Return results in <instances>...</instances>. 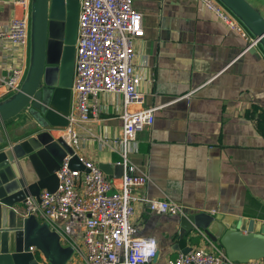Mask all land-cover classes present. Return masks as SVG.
<instances>
[{"label": "crops", "instance_id": "obj_1", "mask_svg": "<svg viewBox=\"0 0 264 264\" xmlns=\"http://www.w3.org/2000/svg\"><path fill=\"white\" fill-rule=\"evenodd\" d=\"M248 1L264 16V0ZM134 5L145 27L135 41L139 89L144 105L157 107L154 124L138 133L130 154L149 176L139 194L183 203L188 213L264 220V48L249 46L197 0H134ZM20 13L12 0H0V30ZM30 47L31 42L29 56ZM15 57L13 45L0 40V87ZM100 98L99 120L76 126L81 137L76 152L111 165L112 173H105L118 180L120 156L103 140L122 131L123 98L115 92ZM177 216L135 202L131 222L138 234L158 240L154 264L178 256L176 245L209 246L199 230L181 228Z\"/></svg>", "mask_w": 264, "mask_h": 264}, {"label": "built area", "instance_id": "obj_2", "mask_svg": "<svg viewBox=\"0 0 264 264\" xmlns=\"http://www.w3.org/2000/svg\"><path fill=\"white\" fill-rule=\"evenodd\" d=\"M12 1L21 13L11 19L6 29L0 30V40L13 45L16 57L9 74L1 77L0 98L20 89L29 65L32 0ZM79 1L69 125L52 128L51 132H57L55 138L62 137L76 151L81 141L76 126L99 120L101 94H121L122 131L113 139L103 140V144L119 154L117 164L123 167V173L118 180H111L98 163L80 155L88 171L73 169L72 156L67 155L57 171V190L45 189L39 197L28 196L15 210L24 217L35 215L47 222L60 235L62 244L73 248L70 264H154L158 240L138 234L131 222L135 202L144 200L154 213L178 216L188 214L189 207L172 199L141 196L139 189L146 185L149 176L130 158L137 149L138 133L154 124L157 109L144 105L145 94L139 89L142 78L135 66V41L145 33L144 16L135 7L134 0ZM197 1L249 46L259 45V39L219 0ZM112 190L115 192L111 193ZM199 234L208 239V247L199 246L188 253L168 257L165 264H264V258L247 263L227 261L220 244L200 230ZM30 250L37 257L36 248L32 246ZM38 260L41 264H50L45 257L43 261Z\"/></svg>", "mask_w": 264, "mask_h": 264}, {"label": "water", "instance_id": "obj_3", "mask_svg": "<svg viewBox=\"0 0 264 264\" xmlns=\"http://www.w3.org/2000/svg\"><path fill=\"white\" fill-rule=\"evenodd\" d=\"M219 1L264 48V16L248 0ZM79 7V0H32L28 70L20 89L0 99V264H41L32 246L50 264H68L73 255L47 222L15 208L28 196L57 190V171L67 155L73 169L88 171L75 149L51 132L69 125ZM100 167L112 173L111 165ZM176 221L220 244L227 261L264 258L263 219L198 211ZM176 248L188 253L193 247Z\"/></svg>", "mask_w": 264, "mask_h": 264}, {"label": "rangeland", "instance_id": "obj_4", "mask_svg": "<svg viewBox=\"0 0 264 264\" xmlns=\"http://www.w3.org/2000/svg\"><path fill=\"white\" fill-rule=\"evenodd\" d=\"M31 37H32V32H31ZM31 59H32V55H31ZM31 62H32V60H31ZM37 256H38V258L40 259V260H44V257H43V255H41V252H39L38 251V253H37ZM70 264V263H69Z\"/></svg>", "mask_w": 264, "mask_h": 264}, {"label": "trees", "instance_id": "obj_5", "mask_svg": "<svg viewBox=\"0 0 264 264\" xmlns=\"http://www.w3.org/2000/svg\"><path fill=\"white\" fill-rule=\"evenodd\" d=\"M38 257V256H37Z\"/></svg>", "mask_w": 264, "mask_h": 264}]
</instances>
